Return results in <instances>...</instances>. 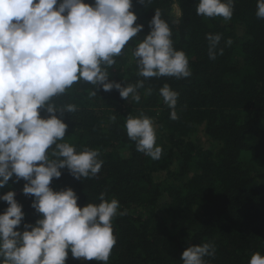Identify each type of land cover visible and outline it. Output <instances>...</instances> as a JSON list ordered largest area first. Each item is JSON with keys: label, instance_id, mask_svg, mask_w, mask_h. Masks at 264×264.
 Returning a JSON list of instances; mask_svg holds the SVG:
<instances>
[{"label": "trees", "instance_id": "16d2710c", "mask_svg": "<svg viewBox=\"0 0 264 264\" xmlns=\"http://www.w3.org/2000/svg\"><path fill=\"white\" fill-rule=\"evenodd\" d=\"M197 3L133 0L136 23L144 28L107 71L122 86L143 79L139 102L122 99L116 89L97 87L92 96L94 86L83 80L52 98L58 108L76 106L73 113H56L68 125L61 142L77 152L98 151L103 164L96 176L79 180L66 167L60 169L61 177L53 178L50 187L71 188L79 207L100 203L101 193L106 200H118L113 218L117 242L108 264H183L182 252L203 243L215 246L205 264H248L253 253L264 255V19L256 16V0H234L228 22L197 15ZM155 13L168 23L174 47L185 52L190 77L137 75L132 50L150 32ZM206 34H221L217 49L223 48V54L215 60L208 56ZM165 84L179 93L175 120L160 95ZM40 112L47 118L44 109ZM141 114L154 123L159 159L136 151L127 136V117ZM25 183L13 176L0 188L2 195L13 191L22 205L25 215L16 229L21 232L24 224L35 225L41 218L31 207L34 197L22 192ZM7 207L0 200V213ZM66 264L102 262L73 259L69 252Z\"/></svg>", "mask_w": 264, "mask_h": 264}, {"label": "clouds", "instance_id": "9594fccd", "mask_svg": "<svg viewBox=\"0 0 264 264\" xmlns=\"http://www.w3.org/2000/svg\"><path fill=\"white\" fill-rule=\"evenodd\" d=\"M256 2V16L264 19V0ZM132 6L133 0H94L92 4L85 0H0V188L13 176L26 181L22 192L34 197L31 207L41 214L35 225L24 224L25 230L18 231L25 215L22 205L13 191L0 195L8 204L0 213V264H66L69 252L73 259L108 264L117 242L113 218L119 202L106 200L101 193L100 203L79 207L71 188L54 191L50 187L53 178L61 177L60 169L66 167L79 180L96 176L103 164L98 151L77 152L61 142L68 125L56 113H73L76 106L58 108L51 101L80 80L94 86L92 96L99 87L105 92L118 90L122 99L140 101L137 89L143 88V79L122 86L110 80L107 71L144 28L136 23ZM233 10L234 0H198L196 6L197 15L225 22L232 19ZM149 28L132 50L137 75L145 79L190 77L189 60L174 47L172 31L159 13ZM221 38V34H206L212 60L223 54V48L217 49ZM231 43V39L226 41V45ZM159 91L172 109L170 118L177 119L179 93L168 84ZM147 92L151 94V89ZM41 109L47 118L41 116ZM125 129L136 151L154 160L161 157L150 117L129 115ZM214 253L212 243L191 245L180 259L183 264H205L204 257ZM248 264H264V255L253 253Z\"/></svg>", "mask_w": 264, "mask_h": 264}, {"label": "rangeland", "instance_id": "374dc122", "mask_svg": "<svg viewBox=\"0 0 264 264\" xmlns=\"http://www.w3.org/2000/svg\"><path fill=\"white\" fill-rule=\"evenodd\" d=\"M174 14H175L176 17H177V16H180L181 13H180V9H179L178 6H175ZM202 142L206 143V139L203 138V137H202Z\"/></svg>", "mask_w": 264, "mask_h": 264}, {"label": "built area", "instance_id": "2783aa9c", "mask_svg": "<svg viewBox=\"0 0 264 264\" xmlns=\"http://www.w3.org/2000/svg\"><path fill=\"white\" fill-rule=\"evenodd\" d=\"M0 195H2L1 192H0Z\"/></svg>", "mask_w": 264, "mask_h": 264}]
</instances>
